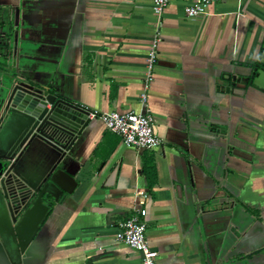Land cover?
I'll return each mask as SVG.
<instances>
[{"label": "crops", "instance_id": "crops-1", "mask_svg": "<svg viewBox=\"0 0 264 264\" xmlns=\"http://www.w3.org/2000/svg\"><path fill=\"white\" fill-rule=\"evenodd\" d=\"M190 2L155 15L151 0H0V116L22 81L88 112L147 107L160 139L127 148L89 118L18 232L0 190V264H140L115 240L139 193L157 264H264V0H217L187 19ZM11 115L0 178L20 133ZM58 157L37 142L15 170L38 185Z\"/></svg>", "mask_w": 264, "mask_h": 264}, {"label": "water", "instance_id": "water-1", "mask_svg": "<svg viewBox=\"0 0 264 264\" xmlns=\"http://www.w3.org/2000/svg\"><path fill=\"white\" fill-rule=\"evenodd\" d=\"M0 43V52H5ZM15 115L14 129L19 135L13 147L4 156V173L0 178V190L4 195L6 209L11 222L17 228L28 216L31 208L49 195L48 182L56 165L70 151V148L88 124L87 111L60 99L53 94L16 81L7 96L0 116V129L10 115ZM11 115V117H12ZM37 142L59 154L55 164L38 183L32 184L20 176L15 164L30 145ZM10 162V163H9ZM25 243H20L21 248Z\"/></svg>", "mask_w": 264, "mask_h": 264}, {"label": "built area", "instance_id": "built-area-1", "mask_svg": "<svg viewBox=\"0 0 264 264\" xmlns=\"http://www.w3.org/2000/svg\"><path fill=\"white\" fill-rule=\"evenodd\" d=\"M175 0H151L152 12L160 15L166 7ZM217 0H191L183 11L187 19H195L204 16L208 8ZM159 41L156 39L151 44L148 53V69L151 70L157 56L156 51ZM151 80L148 75L143 93L140 96L141 104L145 106L147 100V83ZM88 118H97L104 125L105 129L119 136L124 147L133 148L138 151H152L160 145V139L155 132V122L150 110L140 113L132 111L117 112L110 111L106 113L88 112ZM137 195V205L134 212L120 221L116 227L115 240L126 245L128 248L138 252L141 260L140 264H157V253L147 242L145 197L142 193Z\"/></svg>", "mask_w": 264, "mask_h": 264}, {"label": "trees", "instance_id": "trees-1", "mask_svg": "<svg viewBox=\"0 0 264 264\" xmlns=\"http://www.w3.org/2000/svg\"><path fill=\"white\" fill-rule=\"evenodd\" d=\"M143 153L142 172L147 182L148 188H152L157 182V174L152 155Z\"/></svg>", "mask_w": 264, "mask_h": 264}]
</instances>
